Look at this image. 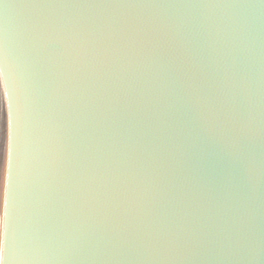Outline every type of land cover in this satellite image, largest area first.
<instances>
[{
	"label": "water",
	"instance_id": "95a60500",
	"mask_svg": "<svg viewBox=\"0 0 264 264\" xmlns=\"http://www.w3.org/2000/svg\"><path fill=\"white\" fill-rule=\"evenodd\" d=\"M4 264H264V0H0Z\"/></svg>",
	"mask_w": 264,
	"mask_h": 264
},
{
	"label": "clouds",
	"instance_id": "9594fccd",
	"mask_svg": "<svg viewBox=\"0 0 264 264\" xmlns=\"http://www.w3.org/2000/svg\"><path fill=\"white\" fill-rule=\"evenodd\" d=\"M4 99V75L0 74V264H4L2 259L5 232L4 191L6 183V164L10 141L9 132L6 128Z\"/></svg>",
	"mask_w": 264,
	"mask_h": 264
},
{
	"label": "rangeland",
	"instance_id": "374dc122",
	"mask_svg": "<svg viewBox=\"0 0 264 264\" xmlns=\"http://www.w3.org/2000/svg\"><path fill=\"white\" fill-rule=\"evenodd\" d=\"M4 105H5V99H4ZM5 118H6V128H7V114H6V105H5Z\"/></svg>",
	"mask_w": 264,
	"mask_h": 264
}]
</instances>
